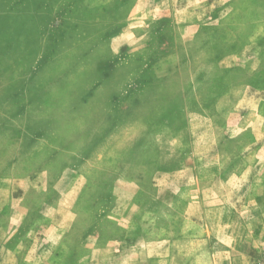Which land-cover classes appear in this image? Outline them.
Here are the masks:
<instances>
[{
  "label": "rangeland",
  "instance_id": "1",
  "mask_svg": "<svg viewBox=\"0 0 264 264\" xmlns=\"http://www.w3.org/2000/svg\"><path fill=\"white\" fill-rule=\"evenodd\" d=\"M17 1L0 0V264H257L264 0H103L104 36L121 39L96 97L115 103L83 107L68 133L95 139L81 151L47 137L81 109L67 85L55 93L54 43L39 20L17 25ZM193 15L209 24L181 63L141 78L158 58L147 22Z\"/></svg>",
  "mask_w": 264,
  "mask_h": 264
},
{
  "label": "crops",
  "instance_id": "2",
  "mask_svg": "<svg viewBox=\"0 0 264 264\" xmlns=\"http://www.w3.org/2000/svg\"><path fill=\"white\" fill-rule=\"evenodd\" d=\"M38 1L42 3L40 6H36L33 0L17 1L15 3V21L23 30L27 21L36 19L42 23V40L47 43H54L53 47L51 45L46 50L49 60L45 67L59 75L56 77V81L60 83V86L58 89L57 87L55 88V93L58 94L62 87L61 85H67L71 89L69 94L76 96L74 104H78L81 109L79 115H76L73 120L64 121V127L67 128L65 133H57L47 137L49 140H53V143L64 144L65 149L70 148V150H73L74 148L75 150L77 149L76 151H81L84 147L88 149L93 146L94 138L87 139V136H78L76 139L70 140L75 135H68V133L72 131L70 128L77 126L80 117L85 115L83 107L87 105L102 106L107 102L109 104L115 103V95L112 92L111 98H97L96 93H102L103 90L109 89V82L113 77L112 74L109 77L105 76L108 72V62L106 60L111 56H115L113 59L114 61L116 60L118 54L111 49L110 45L111 43L112 45L118 44L121 34L104 36L103 0ZM91 1L93 2L91 3ZM194 18L193 15L187 23L180 20H164L162 18L157 21L150 20V22H147L146 26H150L149 37L151 42L144 41L145 43L142 47L149 49L151 52L150 57L155 56L158 58L154 62L148 63L147 67L142 71L145 73L139 75L141 78L151 74L155 69L158 70L157 68H164V70H159V77L156 75L151 79L153 82L161 81L167 75L168 68L172 66V63L176 61L181 63L180 59L185 48L182 42L191 40L204 26L209 24L208 21H198ZM56 20L62 23L61 26H56ZM153 24H157L159 29L154 28L155 25ZM132 25L136 24H129V26ZM63 27L65 28L63 29ZM173 27L178 39L177 43L173 42L176 37L173 36V33L170 36L167 35L169 29ZM185 32L186 34L194 33L191 37H184L183 33ZM187 49L189 52L192 51L189 44ZM133 56L139 55L129 54L128 58L131 59ZM120 63V61L116 62L115 66L118 64V67Z\"/></svg>",
  "mask_w": 264,
  "mask_h": 264
},
{
  "label": "built area",
  "instance_id": "3",
  "mask_svg": "<svg viewBox=\"0 0 264 264\" xmlns=\"http://www.w3.org/2000/svg\"><path fill=\"white\" fill-rule=\"evenodd\" d=\"M257 264H264V256L262 257V259Z\"/></svg>",
  "mask_w": 264,
  "mask_h": 264
}]
</instances>
